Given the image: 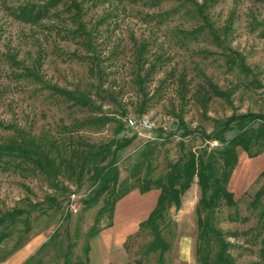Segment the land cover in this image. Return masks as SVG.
Here are the masks:
<instances>
[{
    "label": "rangeland",
    "instance_id": "rangeland-1",
    "mask_svg": "<svg viewBox=\"0 0 264 264\" xmlns=\"http://www.w3.org/2000/svg\"><path fill=\"white\" fill-rule=\"evenodd\" d=\"M46 1L0 0V141L18 138L19 131L47 146L53 140L64 142L69 134L95 147L130 139L116 155L121 182L144 152L151 153L155 178L183 152L219 148V141L201 137L213 133L215 121L245 112L264 113V0H213L204 7V17L192 5L204 0H78L83 10L77 23L61 3L37 23L15 17L14 11L24 5ZM77 27L84 31L81 38L70 33ZM142 42L146 66L156 63L144 85L146 96L134 82V52ZM231 51L244 58L248 71L228 65L226 55ZM207 81L223 96L210 94ZM46 85L84 91L100 110L71 106ZM91 114L114 120L99 128L67 130L76 119ZM127 117L145 118L151 127L130 128ZM117 123L119 132L114 131ZM234 132L232 127L225 136ZM263 170L264 150L255 157L238 150L228 182L236 206L217 209V226L227 233L238 264H264V218L259 216L261 207L250 204L263 182L259 178ZM94 188L90 173L77 181L68 172L47 178L29 169H0V213L21 209L28 223L20 219L1 242L0 264L24 263L54 235L41 264H62L67 233L76 243L73 264L83 259L86 244L88 264H152L156 255L143 253L150 235L137 230L158 190H150L151 196L139 205L149 207L153 199L152 206L138 212L130 207L145 193L132 189L115 203L112 225L92 239L88 230L103 198L90 207L83 200ZM199 194L194 182L180 208L168 210L162 225L170 244L167 264H196ZM106 223L103 217L100 225Z\"/></svg>",
    "mask_w": 264,
    "mask_h": 264
},
{
    "label": "trees",
    "instance_id": "trees-1",
    "mask_svg": "<svg viewBox=\"0 0 264 264\" xmlns=\"http://www.w3.org/2000/svg\"><path fill=\"white\" fill-rule=\"evenodd\" d=\"M80 2L78 0H47L41 5L31 3L19 7L20 9L14 11V14L18 19L37 23L50 14L52 8L61 3L64 5V9L73 12L70 19L77 23L83 10ZM212 2L213 0H204L199 4L192 1L193 9L204 17V7L212 5ZM198 29L199 27L193 32ZM70 33L75 34V36L73 35L74 38H81L85 35L81 27H77ZM145 53L146 45L142 42L135 49L133 65H135L134 82L146 96L144 85L150 80L156 63L152 62L146 66ZM231 53L235 55L231 57ZM226 62L228 65H238L242 71H248L244 64V58L234 51L227 53ZM98 71L100 72V70H97L99 75ZM34 77L36 76L34 75ZM46 86L53 94L60 96L71 106L92 112L100 110V106L84 91L65 89L57 85ZM207 87L213 96L221 97L224 94L210 81H207ZM200 102L203 103L201 99ZM113 120L107 115L91 114L76 119L71 128H67V130L73 131L87 127L99 128ZM120 127L117 123L114 131L119 132ZM232 127L235 132L228 138L225 133ZM201 137L217 140L221 146L183 152L178 159L168 163L164 174L155 178L152 176L151 153L144 152L142 160L131 168L129 177L120 182L116 155L130 142V139L117 142L111 140L108 144L95 147L80 138L75 139L69 134L68 139L64 142H59V144L58 141L53 140L47 146L35 137L19 131L18 138L0 141V169H6L8 166L29 169L38 171L47 178L57 177L68 172L77 181H81L86 173H90L95 188L92 194L83 200L84 206L90 207L96 204L100 198H103V204L98 209L88 230L89 238L95 237L103 228L112 225L115 203L132 189H138L140 193L152 189L158 190L153 208L146 218L139 222L137 230V232L147 230L150 235V240L145 244L143 253L156 255L152 264H167L165 253L169 251L170 244L163 235L162 225L165 223L168 210L171 207L179 209L183 194L196 182L200 191L195 206L196 264H238L230 252L232 244L227 239V233L217 226L216 214L217 209L222 205L236 206L234 194L228 189V182L238 161V150L244 151L248 157H255L264 150V113L245 112L231 115L224 121H215L213 133L208 136L206 133H201ZM259 178L263 182L255 192L250 204L252 207L260 206L259 216L264 218V203H261V199L264 197V170L260 172ZM130 179L132 180L130 181ZM22 213L23 210L21 209L0 213V244L10 235L17 222L21 221L20 219L28 224L26 218L21 217ZM103 217L107 218V223L101 226ZM66 235L68 243L61 256L62 264H73L72 254L76 243L69 233ZM55 236L42 243L35 254L22 264H41L42 253L54 243ZM89 251L90 245H84V257L79 259L76 264H88Z\"/></svg>",
    "mask_w": 264,
    "mask_h": 264
},
{
    "label": "built area",
    "instance_id": "built-area-1",
    "mask_svg": "<svg viewBox=\"0 0 264 264\" xmlns=\"http://www.w3.org/2000/svg\"><path fill=\"white\" fill-rule=\"evenodd\" d=\"M126 124L130 128H137V127H139L141 129H150V127H151V124L145 118L135 119V118L127 117L126 118Z\"/></svg>",
    "mask_w": 264,
    "mask_h": 264
},
{
    "label": "crops",
    "instance_id": "crops-1",
    "mask_svg": "<svg viewBox=\"0 0 264 264\" xmlns=\"http://www.w3.org/2000/svg\"><path fill=\"white\" fill-rule=\"evenodd\" d=\"M197 186H198V185H197ZM139 193H140V192H139ZM140 194H144V193H140ZM148 194L150 195V194H151V191H149V192H145V194H144L145 196H142L141 198H139V199L135 200L134 202H132L133 205H132L130 208H131L132 210H134V211L142 212V211H145L146 209H148L149 207H151L152 204L154 203V202H153V199H152V204H151L149 207H145V206H144V207H139V205H140V206L142 205L141 202H142V200H144L143 198L146 197V196H149ZM155 195H156V194H155ZM150 196H151V195H150ZM123 197H124V196H123ZM156 198H157V197H156ZM155 202H156V201H155ZM131 209H130V210H131ZM98 234H99V233H98ZM98 234H97V235H98ZM97 235H96V236H97ZM96 236H95V237H96ZM95 237H93V238H95ZM93 238H92V239H93Z\"/></svg>",
    "mask_w": 264,
    "mask_h": 264
}]
</instances>
